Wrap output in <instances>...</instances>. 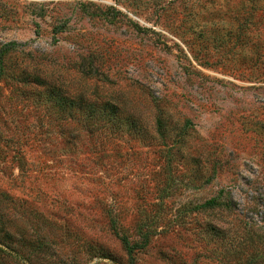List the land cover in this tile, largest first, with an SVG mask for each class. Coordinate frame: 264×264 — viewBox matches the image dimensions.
I'll use <instances>...</instances> for the list:
<instances>
[{"label":"rangeland","instance_id":"374dc122","mask_svg":"<svg viewBox=\"0 0 264 264\" xmlns=\"http://www.w3.org/2000/svg\"><path fill=\"white\" fill-rule=\"evenodd\" d=\"M11 41L0 264H264V0H0Z\"/></svg>","mask_w":264,"mask_h":264},{"label":"trees","instance_id":"16d2710c","mask_svg":"<svg viewBox=\"0 0 264 264\" xmlns=\"http://www.w3.org/2000/svg\"><path fill=\"white\" fill-rule=\"evenodd\" d=\"M16 47H17V43L13 42V41L7 42L0 47V78L4 74V69H3V65H2V55L4 53L12 50V49H15ZM260 57H263V59H264V53H260V50L257 49L255 52V58L259 59ZM238 71L240 73H246V72L250 71V69L247 67L240 66ZM250 72L252 74V73H254V70L251 69ZM222 196H223L222 193H219V195L208 199L207 201H205L203 203V207L206 208L207 210H212L215 208H225L226 210L231 209L232 200H227V198H225V200H223ZM214 230L216 231V233H219L221 231L220 229H217V228H215ZM119 238H120V241H121V243H122V245H123V247H124V249L128 255L130 264H132L133 252L139 248H142L145 244L144 243H141V244L131 243L128 240L126 235H120Z\"/></svg>","mask_w":264,"mask_h":264}]
</instances>
